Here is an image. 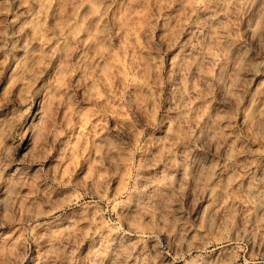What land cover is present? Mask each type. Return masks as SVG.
<instances>
[{
  "label": "clouds",
  "instance_id": "1",
  "mask_svg": "<svg viewBox=\"0 0 264 264\" xmlns=\"http://www.w3.org/2000/svg\"><path fill=\"white\" fill-rule=\"evenodd\" d=\"M0 264H264V0H0Z\"/></svg>",
  "mask_w": 264,
  "mask_h": 264
}]
</instances>
